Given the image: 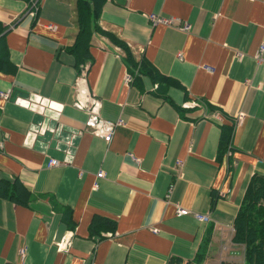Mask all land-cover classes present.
I'll return each mask as SVG.
<instances>
[{
  "label": "crops",
  "instance_id": "obj_1",
  "mask_svg": "<svg viewBox=\"0 0 264 264\" xmlns=\"http://www.w3.org/2000/svg\"><path fill=\"white\" fill-rule=\"evenodd\" d=\"M74 1L0 0V180L30 192L26 204L0 197V264L234 260L236 212L264 175V0H105L100 28L179 84L126 81L135 70L122 50L93 33L87 87L105 120L122 121L108 143L72 105ZM150 13L189 29L152 25ZM223 127L230 154L219 157Z\"/></svg>",
  "mask_w": 264,
  "mask_h": 264
},
{
  "label": "trees",
  "instance_id": "obj_2",
  "mask_svg": "<svg viewBox=\"0 0 264 264\" xmlns=\"http://www.w3.org/2000/svg\"><path fill=\"white\" fill-rule=\"evenodd\" d=\"M105 0H75L74 16L77 33L73 43L67 51L73 56L76 65L84 62L90 56L89 46L92 34L97 32L107 37L114 45L122 50L124 61L130 65L135 74L132 81L138 84L141 76L158 81L164 85L177 87L179 84L169 76L160 74L150 62L143 57L135 58L130 48L115 34L101 29L98 18ZM4 29L0 30V33ZM0 48V53H1ZM2 59L5 55L1 56ZM133 72V71H132ZM131 76V75H130ZM231 136L230 128H222L219 142V157L225 154ZM30 192L15 178L13 181L0 180V197L8 198L12 202L26 204ZM214 197L211 198V204ZM104 221L101 217H94L92 227L99 226ZM232 241L244 245L245 264H264V175L254 173L244 191L242 200L233 221Z\"/></svg>",
  "mask_w": 264,
  "mask_h": 264
},
{
  "label": "built area",
  "instance_id": "obj_3",
  "mask_svg": "<svg viewBox=\"0 0 264 264\" xmlns=\"http://www.w3.org/2000/svg\"><path fill=\"white\" fill-rule=\"evenodd\" d=\"M33 7L36 10V5L34 4ZM148 20L151 22L152 25H157L158 24H164V25H175L179 29L183 31H187L189 29V24H187L184 21H181L180 19L170 16L168 18L165 17H160L159 15L155 13H150L146 15ZM264 50V43L260 44L257 52H256V59L260 58V55L262 54ZM177 57L181 58V53H177ZM89 63L88 61H84L80 65H78V70L76 73L75 77V82L74 85H72V93L73 94V99H72V105L78 109L83 111L86 116L87 120L86 125L88 126V129L90 132L94 135L99 136L101 139H103L106 143L110 142L114 129L116 126L122 124V121L116 120V121H110V120H105L101 115H100V108H101V100L97 97H95L90 90L87 87L86 83V73L88 70ZM208 71H213V68L210 66H205L204 67ZM131 78L129 75L126 76V81H131ZM8 96V91H0V97L1 98H7ZM197 102L194 100L184 103L183 106L185 108L187 107H192L196 106ZM241 115L239 118L241 119ZM1 143H0V149H1ZM230 151L227 150L225 153H229ZM230 154V153H229ZM49 166H52L57 164V160L55 159H50L48 162ZM97 177L102 176V172H98L96 174ZM95 183H94V188H95ZM176 214L178 215H184L187 213H190L193 215L194 219H196L199 222L206 223L209 221V215L206 213H199V212H190V210H187L182 207H178L175 210ZM67 239V238H66ZM64 239L63 241L59 242L56 246L57 247H63L66 246L67 240ZM25 254V248L22 247L19 249V255L23 257Z\"/></svg>",
  "mask_w": 264,
  "mask_h": 264
},
{
  "label": "rangeland",
  "instance_id": "obj_4",
  "mask_svg": "<svg viewBox=\"0 0 264 264\" xmlns=\"http://www.w3.org/2000/svg\"><path fill=\"white\" fill-rule=\"evenodd\" d=\"M90 38H92V37H90ZM234 244L241 245V246H238L239 250H237L236 252H233L235 259L234 260L230 259V260H228V262H225L224 264H245L244 253H243L244 252V245H242L240 243H236V242H234Z\"/></svg>",
  "mask_w": 264,
  "mask_h": 264
}]
</instances>
